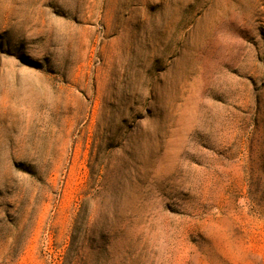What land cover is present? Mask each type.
<instances>
[{
	"label": "rangeland",
	"instance_id": "obj_1",
	"mask_svg": "<svg viewBox=\"0 0 264 264\" xmlns=\"http://www.w3.org/2000/svg\"><path fill=\"white\" fill-rule=\"evenodd\" d=\"M0 264H264V0H0Z\"/></svg>",
	"mask_w": 264,
	"mask_h": 264
}]
</instances>
